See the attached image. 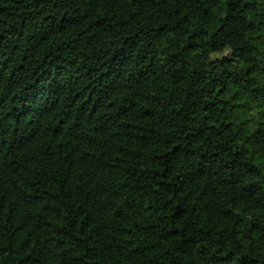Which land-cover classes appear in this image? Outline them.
Listing matches in <instances>:
<instances>
[{
  "label": "trees",
  "instance_id": "trees-1",
  "mask_svg": "<svg viewBox=\"0 0 264 264\" xmlns=\"http://www.w3.org/2000/svg\"><path fill=\"white\" fill-rule=\"evenodd\" d=\"M0 264H264V0H0Z\"/></svg>",
  "mask_w": 264,
  "mask_h": 264
},
{
  "label": "rangeland",
  "instance_id": "rangeland-1",
  "mask_svg": "<svg viewBox=\"0 0 264 264\" xmlns=\"http://www.w3.org/2000/svg\"><path fill=\"white\" fill-rule=\"evenodd\" d=\"M224 54L223 52H217V53H211V54H205L204 52H199L197 56V66H202L205 62H207L209 59H216L222 57Z\"/></svg>",
  "mask_w": 264,
  "mask_h": 264
}]
</instances>
